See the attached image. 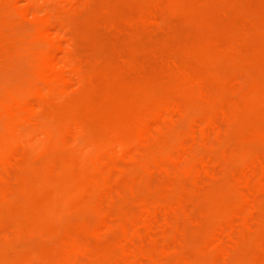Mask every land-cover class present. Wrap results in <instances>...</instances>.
Instances as JSON below:
<instances>
[{"label": "rangeland", "instance_id": "1", "mask_svg": "<svg viewBox=\"0 0 264 264\" xmlns=\"http://www.w3.org/2000/svg\"><path fill=\"white\" fill-rule=\"evenodd\" d=\"M26 1L0 14L1 156L19 144L0 165V264H264V0ZM54 54L75 79L39 102ZM25 100L38 121L13 111L11 127Z\"/></svg>", "mask_w": 264, "mask_h": 264}, {"label": "bare ground", "instance_id": "2", "mask_svg": "<svg viewBox=\"0 0 264 264\" xmlns=\"http://www.w3.org/2000/svg\"><path fill=\"white\" fill-rule=\"evenodd\" d=\"M3 1H4V0H2V1L0 0V6H1V4H2ZM24 1H25V0H24ZM28 1H30V0H28ZM34 1H37V0H34ZM58 1H59V0H58ZM170 1H171V0H170ZM12 2H13V3H12ZM15 2H16V3H15ZM15 2H14V0H13V1L8 0V3L6 4V1H5V4H4L5 6L2 4L3 9H2V6H1V10H2V12L0 11V12H1L0 14H5V13H6L5 11H7L8 9H11V6H13V7L15 6V7H17L16 4L18 3V0L15 1ZM32 2H33V0H31L29 3L31 4ZM168 2H169V1H168ZM174 2H175V1H174ZM10 3H12L11 6H10ZM14 3H15V4H14ZM19 3H20V1H19ZM26 3L28 4L27 1H26ZM171 3H172V2H171ZM8 4H9V5H8ZM30 4H28V9L30 8ZM154 4H155V3H154ZM174 4H175V3H174ZM31 6H32V5H31ZM33 7H34V5H33ZM31 8H32V7H31ZM26 9H27V7H26ZM28 9L26 10V13H27ZM32 9H33V8H32ZM29 10L31 11V9H29ZM8 11H9V10H8ZM3 12H5V13H3ZM33 14H34V13H33ZM44 16H47V14H45ZM48 16H49V15H48ZM48 16H47V17H48ZM47 17H45V19H44L45 21H44V20H40V22L42 21V22H41V27H42V23H43V21H44L43 25H44V28L46 27V29H44L45 31H44L43 29H42L43 31H42V30L39 31V30L41 29L40 26H39L40 29L38 28L39 30H38V29H37V30H38V32H44V33H45L44 35L48 34V35L45 36V37H46V38H45L44 35H43V33H42L41 38H42V37H43L44 39L49 38V39H47L46 41H47V43H49V46H50L51 50H52V51L54 50V51H56V52H59V51H60V47H62V45H61V41L63 42L62 38H64V36L61 38V34H60V32H58L57 35L55 34V29H56V28L53 27L54 25H51V23L54 22V21L52 20V22H51V20H49V19H51V18L48 19ZM38 20H39V19H38ZM48 20H49V21H48ZM55 23H56V22H55ZM50 26H52V27L54 28V30H53L52 27H50ZM49 27H50V28H49ZM55 27H56V24H55ZM42 28H43V27H42ZM46 30H48L49 32H50V30H51L50 34H49V32L46 31ZM52 30H53V32H52ZM56 30H57V29H56ZM46 32H48V33H46ZM56 33H57V31H56ZM54 34H55L56 36H55ZM49 35H50V36H49ZM53 35H54V36H53ZM58 35H60V36H58ZM43 38H42V39H43ZM48 40H49V42H48ZM64 41H65V40H64ZM41 45H42V44H41ZM47 48H48V47H47ZM47 48H46V49H47ZM52 48H53V49H52ZM47 50H48V49H47ZM43 51H45V50H43ZM41 53H42V52H41ZM39 54H40V53H39ZM43 54H44V53H43ZM45 54H46V52H45ZM44 56H45V55H43V57H44ZM54 56H55V57H54ZM58 56L60 57L59 54H57V57H56L55 54H54V55H51V56H50V55L47 56V58H48V59H47V60H48V61H47L48 64H47V66L44 64L45 67H44V66L42 67V68H46V69H45L46 72L44 71L43 76H41V78H42V77H45V78H43L44 80H42V82L44 81V82H43L44 85H43V87H42V83H41V86H40V90H39V92H38V90H37L39 87H37L36 90H35V91H37V93H34V94L37 95V97H35V99H37L38 97H40V96L42 95V94H41V91H43L42 93H44L43 95H44L45 97L42 95V96H41V99H39V102L42 101V99L44 100V102H48V101H46V99H44V98H46L47 95H48V97H49V94H50V93L47 92L45 89H47V88L49 87L50 84L52 85V84L54 83V84L58 85V86L61 88V89H60V88H59V89L63 91L64 89H63L62 87H64L65 85H67V83L69 84V81L71 82L72 79H75V76H74V78H72L71 76H69L70 74H71V75H74V74H75V72L70 73V72L74 71V70H72V71L69 70V69L72 68V67L69 68V67H70V64H69V67H68L69 69H67L66 66H65V64L62 62V60H61V61L59 60V57H58ZM51 57H52V59H51ZM44 58H45V57H44ZM45 59H46V58H45ZM60 59H61V57H60ZM63 60H64V59H63ZM66 61L69 62L70 60H66ZM69 63H70V62H69ZM79 67H80V66H79ZM72 69H73V68H72ZM69 71H70V72H69ZM77 72H78V74H80L78 70H77ZM77 72H76V74H77ZM78 74H77V76H78ZM77 76H76V77H77ZM79 76H80V75H79ZM50 77H52L53 79L50 78ZM69 77L71 78V80H70ZM41 78H40V81H41ZM50 79H52V80L50 81ZM68 80H69V81H68ZM49 81H50L51 83H50ZM52 81H53V83H52ZM189 82H190V81H189ZM57 83H58V84H57ZM54 84H53V87H54ZM182 84H183V83H182ZM190 85H191V83H190ZM37 86H38V85H37ZM200 86H201V85H200ZM51 87H52V86H50V88H51ZM53 87H52L51 89L49 88V89H47V90H49V91L51 92V90L53 89ZM64 88H65V87H64ZM201 88H203V87H201ZM201 88H200V90L202 91L201 93L199 92V88H198V90H197V92L200 93V96H201L202 94L204 95V93H203V92H204V89H201ZM56 89L59 90L58 87H57ZM56 89H55V90H56ZM187 89H188V85H187ZM187 89H186L187 92H186L185 89H184V91L186 92V93H184V94H185V95H184L185 97L188 95L187 93H189ZM55 90H54V91H55ZM57 90H56V92L59 94V92H58ZM182 90H183V89H182ZM62 91H61V92H62ZM184 91H183V92H184ZM33 92H34V91H33ZM46 92H47V95L45 94ZM178 93H179V91H178ZM193 93H194V92H193ZM199 93H198V94H199ZM39 94H40V96H38ZM52 94H53V90H52ZM62 94H63V93H62ZM182 94H183V93H182ZM50 95H51V94H50ZM55 95H56V94H55ZM59 95H60V94H59ZM178 95H179V94H178ZM189 95H190V94H189ZM193 95H194V94H193ZM28 96H29V95H28ZM32 96H33V95H32ZM56 96H57V95H56ZM171 96H172V95H171ZM198 96H199V95H198ZM48 97H47V98H48ZM50 97H51V96H50ZM50 97H49V98H50ZM189 97H190V96H189ZM53 98H54V97H53ZM180 98H181V100H182V97H181V96H180ZM180 98H177V99H179V101H176V102H168V103H166V104L161 105L160 107H157L155 110H151V111H153V112H152L153 114H151V117H150V116H146V117L143 116L142 118H146V119H141V120H143V121H141V122L138 121V122H140V123L142 124V125L139 124V126H140L141 129L139 128L140 131H139L138 133L141 134V135H139L140 137H138V139H140V138L142 139V138H143V139H142L143 141H142L141 143H139V144H138V143H135V145L138 144L137 146H139V145L142 144L143 142L145 143L146 141L148 142V140H152L153 138L148 139V138L151 136V135H149L150 133H152L151 131H153V130H155V129H156V130L161 129V127H163V125H164L165 123H166V124L164 125V127H167V126H168L167 124L170 123L171 118L173 117L172 115H173V114H177V112H181L180 109L183 108V106H181V105H182V102H180ZM199 98H200V97H199ZM22 99H23V98H22ZM32 99H33V98H32ZM173 99H174V98H173ZM195 99H196V98H195ZM29 100H31V99L29 98ZM187 100H188V99H187ZM25 101H26V100H25ZM25 101H24V104H23L22 106H21V105L19 106L18 103H15V104H16V107L18 106L17 108L15 107V110H13V107H14V106H13V107L11 106V107H12V110H11V112H10V116H11V113H12L13 111H15L14 113H17L18 111H19V112L23 111V112L25 113L26 116H28L29 118H30V116H31V117L33 116V119H34L35 121H36V120L38 121V119H36L37 117L34 118V115L37 113V111H39V110L36 111V108H37V109H40L41 106L39 107V106H38L39 103H38V104H37V107H36V106H34V105L36 104V102H35V104L32 103V105H31V102H33V101H28V102H27V101L25 102ZM34 101H35V100H34ZM36 101L38 102V100H36ZM182 101H183V100H182ZM19 102H20V101H19ZM21 102H22V101H21ZM29 102H30V103H29ZM28 103H29V104H28ZM27 104H28V105H27ZM41 104H42V103H41ZM41 104H40V105H41ZM180 104H181V105H180ZM42 105H43V104H42ZM45 105H46V104H45ZM30 106H32V111H31V109H30V108H31ZM33 106H34V108H33ZM29 107H30V108H29ZM35 107H36V108H35ZM38 107H39V108H38ZM179 108H180V109H179ZM27 109H28V110H27ZM29 109H30V110H29ZM25 111H26V112H25ZM29 111H31V112H29ZM35 111H36V112H35ZM28 112H29V114L27 115ZM3 113H4V112H3ZM8 113H9V112H8ZM24 113H23V114H24ZM32 113H33V114H32ZM34 113H35V114H34ZM145 113H146V112H145ZM150 113H151V112H150ZM150 113H149L148 115H150ZM1 114H2V113H1ZM37 114H38V113H37ZM37 114H36V115H37ZM17 115H19V114L17 113ZM17 115L15 114V116H14V114H12L11 117H12L14 120H13V121H10V120H12V118L10 117L11 119L9 118V119H10V120H9V124L11 123V124L13 125L14 123H16V125H18L16 121L18 120L17 117H19V116H17ZM144 115H145V114H144ZM23 116H24V115H22V114L20 115V117H23ZM20 117H19V118H20ZM148 117H150V118H148ZM16 119H17V120H16ZM27 119H28V118H27ZM31 119H32V118H31ZM33 119H32V120H33ZM172 119H173V118H172ZM23 120H24L26 123H27V121L29 122V120L26 121V118H25V119L23 118ZM131 120H132V119H131ZM215 121L218 122V120H215ZM78 122H79V120H78ZM131 122H132V121H131ZM167 122H168V123H167ZM217 122H216V123H217ZM29 123H30V122H29ZM32 123H33V122H32ZM79 123H80V122H79ZM79 123H78V124H79ZM172 123H173V121L171 122V124H172ZM210 123H211V121H210ZM213 123H214V121H213ZM213 123H211V124H212L211 126H209V123H208V126H209V128H207L208 131H207L206 129H204V128H206L207 125H206V126H203V131H200V132H201L200 134L202 135V133H203V136H206L207 134L205 133V131L208 133V132L210 131V128H212V127L215 125V124L213 125ZM11 124H10V125H11ZM22 124H23V123H21V126H22ZM24 124H25V123H24ZM10 125H9V126H10ZM12 125H11V127H12ZM16 125H15V126H16ZM74 125H75V124H74ZM166 125H167V126H166ZM21 126H19L18 129L21 128ZM81 126H82V124H81ZM208 126H207V127H208ZM13 127H14V125H13ZM16 127H17V126H16ZM71 127H73V126H71ZM75 127H77V126H75ZM214 127H217V128H218V126H216V125H215ZM76 129H77V128H76ZM164 129H165V128H164ZM201 129H202V128H201ZM201 129H200V130H201ZM212 129H213V128H212ZM215 129H216V128H215ZM156 130H155V131H156ZM162 130H163V129H162ZM216 130H217V129H216ZM141 131H142V132H141ZM213 131H215V130H213ZM157 132H159V131H157ZM160 132H161V130H160ZM147 133H148V134H147ZM204 133H205V135H204ZM143 134H144V135H143ZM147 135H148V136H147ZM1 136H2V135H1ZM117 137H120V136H117ZM144 137H145V138H144ZM147 137H148V138H147ZM151 137H152V136H151ZM119 139H120V138H119ZM144 139H147V140H144ZM25 140H26V139H25ZM121 140H122V139H121ZM121 140H120V141H121ZM120 141H117V142H119V143H114V144L112 143V144H113V145H119V147H118L119 151H120V152H123V153H120V154H124V157H122V158H125V159L127 158V159H126L127 161L131 160V161H129V162H132V161L134 160V159H133L134 157L132 158L133 160L130 158V157L133 156V155H130V152L133 154V153H134V151H133V150H134V147H136V146H135V145H132L133 143H130L129 141H127L128 143L131 144V148H132V146H133V148H132L131 150H129L130 148L128 149V146L130 147V144H129V145L126 144V145H127V146H126L127 148L125 149V142H126V141H125V140H122V141H124V143H122V144L120 143ZM144 143L142 144V146L144 145ZM9 144H10V143H8V145L6 146V148H5V146H4V149L1 147V148H2V149H1V152H2V151L4 152V150H6L8 146H10ZM11 144H12V143H11ZM25 144H26V143H25ZM103 144H104V143H103ZM145 144H146V143H145ZM16 145H17V147H16ZM106 145H107V144H106ZM110 145H111V144H110ZM120 145H123L124 147H122V146L120 147ZM147 145H150V144L147 143ZM147 145H145V146H147ZM20 146H23V143H22V144L20 143ZM100 146L103 147V145H100ZM13 147H14V149L17 148L16 150H18V148H19V144H18V143H16L15 145L13 144V146H12V150H11V146L9 147L10 149L8 148V150H6V151H8V152H10V153H4L3 156H1V153H0V157H1V159H2V160L0 159V165L2 164V165H1L2 168H1V166H0L1 169L4 168V170H5V167H7L8 165H10V164H8V163H9V162L11 163L15 158H17V157H15L16 155H14L15 158H14V157H11V155H12V154L14 153V151H15V150L13 149ZM15 147H16V148H15ZM23 147H24V146H23ZM101 147H97V148H101ZM103 148L105 149V147H103ZM139 148H140V147H138V149H139ZM136 149H137V148H136ZM138 149L135 150V151H138ZM97 150L99 151V149H97ZM100 150H103V149H100ZM107 150H108V149H107ZM107 150H106L107 153H105V150L103 151V153H105V154H103V153L100 151V152H101L100 154H101L103 157H102L101 155H99V159H98V157H97L98 160H97V161H96V160H93V161L99 162V163H97V164H100V165H101L100 162L103 161V160H105L104 158H105L106 156H108V158H109V156H110V158L112 159V157H111V156H112L111 153L109 154V153H108L109 151H107ZM128 150H129V151H128ZM185 150H186V149H185ZM185 150H184V151H185ZM126 151H128V153H127ZM184 151H183V152H184ZM15 152H16V151H15ZM17 152H18V151H17ZM18 153H19V152H18ZM2 154H3V153H2ZM16 154H17V153H16ZM8 155H10V156H8ZM95 155H96V154H95ZM104 155H105V156H104ZM127 155H128V156L130 155L129 160H128V156H127ZM12 156H13V155H12ZM96 156H97V155H96ZM121 156H123V155H121ZM3 157H4V159H3ZM10 157L13 158V160H12ZM101 157H102L103 159H101ZM108 158H107V159H108ZM93 159H94V158H93ZM95 159H96V158H95ZM8 160H9V161H8ZM10 160H11V161H10ZM15 160H16V159H15ZM100 160H101V161H100ZM4 161H5V162L7 161V162L5 163ZM105 161H106V160H105ZM13 162H14V161H13ZM103 163H105V162L103 161ZM103 163H102V164H103ZM263 163H264V162H263ZM94 164H96V163H94ZM261 164H262V163H261ZM5 165H6V166H5ZM3 166H4V167H3ZM95 166L97 167V165H95ZM263 166H264V164H263ZM202 167H204V169H205L206 166H202ZM260 167H261V165H260ZM7 168H8V167H7ZM262 169H264V168H262ZM2 172H3V170H2ZM93 174H94V173H93ZM93 181H94V180H93ZM102 194H104V193L102 192ZM105 196H106V195H105ZM250 203H252V201H250ZM150 212H151V211H150ZM150 212H149V213L147 212L148 214H145V217L143 216L144 218L141 220V221H142L141 223H143L142 225L147 224V225H145V226H148V224H150V221H151L152 223L154 222V221H152V218H153V220H154V219H155L154 217H156V215H155V214L152 215V214H153V213H156L157 211L155 212V211L152 210V212H151V213H150ZM158 212H159V211H158ZM158 212H157V214H158ZM152 223H151V224H152ZM151 224H150V226H151ZM104 227H105V226H104ZM148 227H149V226H148ZM146 229H148V228H146ZM94 232L97 233V231H94ZM94 232H93V233H94ZM135 232H136V234L138 233L137 231H135ZM96 233H94V234H96ZM134 234H135V233H134ZM134 234H132L133 237H134ZM139 234H140V232L137 234V237L139 236ZM230 234H231V233H230ZM230 234H229V235H226V237H227V236L230 237ZM131 238H132V237H131ZM76 242H77V241H76ZM218 242H219V241H218ZM74 243H75V241H74ZM81 244H82V245H81ZM81 244H78V242H77L76 244H74V246L77 245V249L79 250V253H80V252H83V254H87V256H89L88 254H89V251H91V249H87V248H85V247L82 248L83 245H86V244H83V243H81ZM219 245H220V247H221V244H219ZM74 246H73V249H71V251L68 252V254L71 253V257H70V258L73 259V256H74V257H75L74 262H75V264H78V263H80V258H79V257H81V256H79V254L75 255V251H74V249H76V248H75ZM89 246H90V245H89ZM79 248H81V249H79ZM88 248H90V247H88ZM218 248H219V247H218ZM86 249H87V251H85ZM78 250H76V251H78ZM80 250H81V251H80ZM73 251H74V254H73ZM127 251L130 252V250H127ZM127 251H126V254H127ZM72 254H73V256H72ZM90 256H91V255H90ZM127 256H129V254H127ZM68 257H69V255H68ZM128 258H129V257H128ZM76 259H78L77 262H76ZM126 260H127V259H125V261H126ZM66 261H68V259H67V260H64V263H63V264H69V263L72 264V263H73V262H72V263L69 262V261H71V260L68 261L69 263L66 262ZM125 261H124V262H125ZM81 263H82V262H81ZM118 263H119V262H118ZM118 263H116V264H118ZM120 263H121V262H120ZM123 264H124V263H123ZM125 264H126V263H125Z\"/></svg>", "mask_w": 264, "mask_h": 264}]
</instances>
